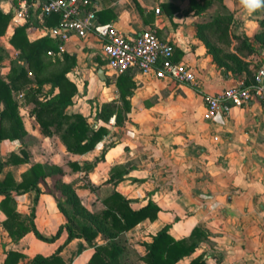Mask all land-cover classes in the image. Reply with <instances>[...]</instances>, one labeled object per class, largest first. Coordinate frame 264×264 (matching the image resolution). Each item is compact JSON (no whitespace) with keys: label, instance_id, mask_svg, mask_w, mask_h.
Wrapping results in <instances>:
<instances>
[{"label":"crops","instance_id":"0c3cea01","mask_svg":"<svg viewBox=\"0 0 264 264\" xmlns=\"http://www.w3.org/2000/svg\"><path fill=\"white\" fill-rule=\"evenodd\" d=\"M164 3L178 7V11L166 12ZM88 7L94 12L95 23H112L127 37L154 30L160 40L173 45L172 60L185 64L194 81L175 83L141 75L136 69L125 71L134 84L127 97L130 109L126 119L120 126L114 124L113 117L102 124L107 134L83 154L66 151L54 133L41 134L30 114L32 103L24 96L27 88L15 92L13 98L25 134L19 139L0 141V160L11 152L19 154V150L27 159L5 166L0 179L9 171L18 182L20 174L33 163L56 165L63 171L61 180L72 186L89 212L102 210V199L113 191L127 200L131 210L148 202L155 204L158 211L153 220L144 219L115 238L121 248L119 264H145L140 259L145 253L144 245L166 225L173 239L196 242L192 252L175 264H188L195 258H201L204 264H264V107L257 101L243 107L224 104L213 115L207 114L206 95L240 86L246 77L215 64L205 41L212 39L219 48L223 42L212 38L206 28L198 27L217 12L230 15L229 43L223 50L235 53L238 40L231 33L251 40L258 28L256 10L249 12L241 0H211L198 14L187 11L188 0H90ZM0 11L9 14L0 35V76H5L11 64L21 63L17 50L9 43L15 27L33 23L26 34L28 41L43 36L56 39L49 34L50 27L37 20L33 4L0 0ZM13 11H20L22 16L14 18ZM56 42V51H48L52 54L47 55L61 59L65 53L75 61L65 74L76 88L65 112L80 113L96 127L101 123L93 117L101 103L114 100L120 104L115 87L118 75L107 70L99 43L92 35L71 36L60 49ZM243 59L264 66L259 55L248 54ZM99 69L104 79L97 76ZM28 77L32 79V75ZM50 90V84H44L37 99H47L56 92V88L51 93ZM104 147L100 161L82 168L84 163H92ZM69 163L79 169L73 170ZM113 168L123 173L122 179L107 182ZM51 185L52 180L45 178L37 183L38 194L28 190L13 195L20 218L28 223L32 212L35 228L45 237L53 236L66 221L55 198L48 193ZM3 219L0 211V264L9 250L22 254L17 264H28L33 256L48 257L59 247L58 255L64 263L86 264L93 247L106 242L98 233L90 242L74 237L65 243L64 229L50 242L35 238L31 232L13 241L2 228ZM193 229L199 232L191 236Z\"/></svg>","mask_w":264,"mask_h":264},{"label":"trees","instance_id":"16d2710c","mask_svg":"<svg viewBox=\"0 0 264 264\" xmlns=\"http://www.w3.org/2000/svg\"><path fill=\"white\" fill-rule=\"evenodd\" d=\"M188 0L187 11L198 14L205 10L211 0ZM166 12L173 13L178 11V7L164 3ZM259 16L258 28L254 32L251 40L244 35H232L237 39L239 45L235 47V53L224 51L210 41H205L207 52L212 56L213 61L224 71H231L236 75H244L246 79L241 86L250 85L253 76L260 65L256 62L251 64L243 58L248 54H255L264 59V6L256 10ZM9 14L0 11V35L6 27ZM59 21V14L52 13L44 18L43 25L46 27L54 26ZM231 23V16L215 15L209 22L199 25V28H206L209 35L216 34L218 40L229 43L228 25ZM33 23L25 22L13 29L9 38V43L17 50L20 64H11L5 76H0V141L15 140L24 134L22 121L18 114V104L13 98L14 93L27 88L24 96L27 101L32 103L30 114L34 117L41 134H56L66 151L73 154H83L93 148V146L107 134L108 130L102 124H106L113 117L114 124L120 126L126 119L130 105L127 97L131 94L134 84L126 74H119L115 79V87L118 92L120 104L114 100L101 103L94 113V120L101 124L94 127L86 121L80 113H66L65 109L71 105L72 97L76 93L75 85L69 81L65 74L74 65V57L62 53L61 59L56 56H48V51H56V40L43 36L33 41L26 38L27 31ZM2 55L0 54V59ZM260 60V61H261ZM30 72L32 79L27 76ZM34 83L31 87L30 84ZM44 84H50V93L54 88L56 92L44 100H38L36 94L40 92ZM106 147L101 150V154L92 163H84L82 168H90L93 164L103 158ZM26 155L19 150L17 153H9L0 160V173L5 166L26 162ZM73 170H78L79 166L69 163ZM63 171L56 165H44L41 163L31 164L20 174V180L16 182L9 171H6L0 179V211L4 214L1 222L2 228L7 235L16 241L25 233L31 232L35 238L50 242L54 240L62 229L67 233L65 243L71 238L80 237L90 242L96 234H101L106 242L93 247V252L86 264H119L118 259L121 248L117 245L115 238L121 232L127 231L144 219L153 220L158 211V207L148 202L138 210H131L127 200L119 193L113 191L102 199L104 208L98 212L87 211L78 196L75 194L70 184L61 180ZM123 173L111 169V174L107 182H117L122 179ZM45 178L52 180L51 188L48 193L56 200V206L65 217L66 221L60 225L55 234L51 237L41 235L34 226L33 213L29 215L28 223H25L15 210L13 195H18L28 190L39 193L37 183ZM168 226H164L151 241L146 243L145 253L140 259L145 264H175L177 260L192 252L196 242L185 239L175 240L167 233ZM199 231L193 229L191 236ZM201 234L203 232H200ZM48 257L40 255L33 256L28 264H66L59 257L58 253ZM22 254L9 250L6 252L2 264H17ZM188 264H204L201 258L192 259Z\"/></svg>","mask_w":264,"mask_h":264},{"label":"built area","instance_id":"2783aa9c","mask_svg":"<svg viewBox=\"0 0 264 264\" xmlns=\"http://www.w3.org/2000/svg\"><path fill=\"white\" fill-rule=\"evenodd\" d=\"M33 4L37 9V20L42 23L52 13L59 14V21L50 27L49 34L61 44L71 36L85 38L92 35L99 43L105 66L112 75H119L129 69H136L141 75H151L156 79H168L175 83H192L194 76L182 62L172 60L173 45L160 40L154 30H143L135 37H127L112 23H95L90 0H21ZM22 16L20 11H13ZM158 13V9H155ZM52 54L51 52H47ZM31 76L30 72H27ZM257 101L264 107V66H259L253 82L246 86L228 87L204 97L207 114L230 107H243ZM226 104V105H224Z\"/></svg>","mask_w":264,"mask_h":264},{"label":"clouds","instance_id":"9594fccd","mask_svg":"<svg viewBox=\"0 0 264 264\" xmlns=\"http://www.w3.org/2000/svg\"><path fill=\"white\" fill-rule=\"evenodd\" d=\"M241 4L252 12L264 6V0H241Z\"/></svg>","mask_w":264,"mask_h":264},{"label":"rangeland","instance_id":"374dc122","mask_svg":"<svg viewBox=\"0 0 264 264\" xmlns=\"http://www.w3.org/2000/svg\"><path fill=\"white\" fill-rule=\"evenodd\" d=\"M215 15H225V14H222V13H219V12H217ZM214 15V16H215ZM209 34V33H208ZM232 35H235L234 33H231ZM211 37L213 38V36L211 35ZM216 37V34L214 35V38ZM211 42H212V39H211ZM212 43H214V42H212ZM228 45V43H224L223 42V45H222V47H221V49H226L225 48V46H227ZM237 45H239V42H237ZM234 47H236V46H234Z\"/></svg>","mask_w":264,"mask_h":264},{"label":"water","instance_id":"95a60500","mask_svg":"<svg viewBox=\"0 0 264 264\" xmlns=\"http://www.w3.org/2000/svg\"><path fill=\"white\" fill-rule=\"evenodd\" d=\"M97 76L100 78V79H104V76H103V71L101 69H99L97 71Z\"/></svg>","mask_w":264,"mask_h":264}]
</instances>
